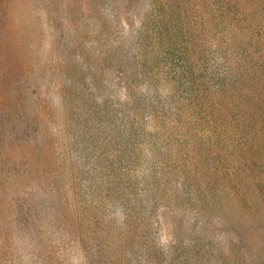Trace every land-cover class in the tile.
<instances>
[{"label": "trees", "instance_id": "16d2710c", "mask_svg": "<svg viewBox=\"0 0 264 264\" xmlns=\"http://www.w3.org/2000/svg\"><path fill=\"white\" fill-rule=\"evenodd\" d=\"M183 2L148 0L146 11L138 13L136 22L140 24L141 37L131 51L145 62L140 70L128 69L127 73L130 77L144 75L146 81L158 88L143 85L145 92L134 96V84L128 74L126 78L121 75L122 85L125 84L122 89L128 92L126 102L121 103L126 104L120 109H111L98 95L100 71L106 65L99 64L112 60L109 50L98 44L102 33L97 34L94 42L85 38L79 27L74 31L69 26L67 34L57 29L52 32L55 58L50 57L46 78L54 85L52 96L67 111L68 127L77 126L85 135V127L99 120L101 132L108 127L115 130L102 143V138L98 140L100 132L92 130L90 134L98 140L97 144L79 145L80 139L72 136L71 140L70 132L63 129L66 158H61V169L68 186L66 193H62L64 200L59 195L62 201L58 199L45 214L54 219L49 225L54 230L60 229L55 231L60 240L68 238L88 259L105 255L106 262L101 264H120L123 260L129 264L136 250L141 253L140 262L151 261L150 238L159 224V218L153 219L154 209L166 204L187 210L185 206L192 205L195 188L205 191L211 183L207 200L221 193L214 203L220 207L240 203L245 196L244 188H248L247 194L254 197L255 210L248 213L247 221L238 217L241 233L236 229L234 234L241 239L251 226L264 237V200L260 198L264 196V18L261 17L263 32L259 42L254 16L233 27L232 1L222 0L224 14L214 13L213 19L202 17L196 21L189 19ZM222 15L225 20L214 19ZM96 20L100 21V17ZM210 20L216 24L226 22L220 35L224 42L235 29L246 36L244 40L254 35L260 46L256 62L242 49L238 54L240 67L260 62V71L251 70L239 78L236 77L239 68L233 69L225 73L224 80L228 81L216 84L213 93L205 82L210 73L207 63L201 60L202 54L195 58L200 42L195 30L202 31L197 27ZM231 38L236 39V35ZM145 47L147 50L143 51ZM115 53L123 54L118 49ZM127 54L131 58L130 52ZM7 67L0 54V87L8 78ZM203 91H207L206 95ZM135 98L144 101L135 104ZM17 130L0 127V143L3 139L11 143ZM254 164L260 169L259 177L253 175ZM62 173L56 174L57 181L63 182ZM50 185L54 192L55 186ZM23 203L26 205L25 200ZM64 206L67 207L63 210ZM58 213L69 222V227L60 226ZM28 218L20 221L27 232L33 219L30 215ZM178 242L175 236L174 247L165 253L172 258L171 264H199L196 258L188 260L180 256ZM55 248L52 251L41 248L40 252H57ZM160 256L165 258L164 253Z\"/></svg>", "mask_w": 264, "mask_h": 264}, {"label": "rangeland", "instance_id": "374dc122", "mask_svg": "<svg viewBox=\"0 0 264 264\" xmlns=\"http://www.w3.org/2000/svg\"><path fill=\"white\" fill-rule=\"evenodd\" d=\"M230 1L235 11L231 15L233 27H239V22L246 17L254 16L258 24L255 31L260 33L255 36L260 42L264 0ZM221 2L222 0H184L183 3L186 5L185 9H188L189 19L196 21L202 17L213 19L214 13L224 14ZM251 6L254 8L249 12ZM147 7L148 0H0V54L8 63V78L0 87V127L18 129L11 143H7L5 139L0 143V264L106 262L104 254L101 258L97 255L88 259L82 249L72 245L68 238L60 240L55 232L60 229L54 230L49 225L53 223V217L48 218V214H45L48 207L60 200L59 195L64 200L62 193H66L68 186L66 175L61 169V158H66L63 129L67 128L70 132L71 140L72 136L79 138V145L97 144L101 138L102 143L104 137L114 134L115 130V127H108L101 132L99 120L92 122L91 127H85V135L81 134V129L77 126L71 127V124V128L68 127L67 111L52 96L54 85L46 78L50 57L55 58L52 32L57 29L67 34L69 26L74 31L79 27L85 38L90 37V41L94 42L97 34L102 33V37H98V44L104 50H109L112 60L99 64L106 65L100 71L98 95L111 109H120L126 104L121 103L126 102L125 92L128 91L122 89L125 84L122 85L123 81L119 77L124 75L126 78L128 69L140 70L142 62H145L144 59H137L139 56H135L131 49L140 42L141 37L138 36L140 24L136 22V18ZM98 17L100 21L96 20ZM225 18L222 15L214 19L223 21ZM229 21L230 18L226 22ZM226 22L216 24L210 20L197 27L202 31L195 30L196 38L200 40L195 58L202 54L201 60L209 67L210 73L205 76V82L209 85L208 91L212 93L216 84L228 81L224 80L225 75L227 76L225 73H231L233 69L239 68L236 76L239 78L248 71H260V62L253 63L248 68L238 65L241 49L257 61L260 46L253 39L254 35L244 40L246 36L233 29V33L224 42L220 35H223ZM234 34L236 39L231 38ZM252 40L255 44H252ZM116 49L123 54L115 53ZM146 50L147 47L143 48V51ZM201 50L204 52L200 53ZM128 52L131 58L126 56ZM137 77L140 81H137ZM137 77L129 76L134 84V96L145 92L143 85L149 89L158 88L146 81L144 75ZM87 78L90 83L92 80L89 75ZM163 88L161 85L160 90ZM206 93L207 91L202 92L204 95ZM135 100V104L142 103L144 98ZM70 121L73 123L74 120ZM152 128L154 127H148L149 130ZM92 130L97 134L100 132L98 140L91 136ZM259 171L254 164L253 175L259 177ZM58 172H63V182L57 181ZM49 184L55 186L54 192ZM212 186L211 183L205 191L195 188L192 205L185 206L187 210L166 204L154 209L153 219L159 218V224L152 230L150 238L151 245L153 242L151 261L154 264L172 263V258L165 253L174 247L175 236L179 240L180 256L188 260L196 258L199 264H264V237H260L251 226L246 228L247 232L241 239L234 234L236 229L241 233L238 217L247 221L248 213L255 210L254 197L247 194L249 190L245 187V196L240 203L237 201L233 205L230 202L229 206L220 207L214 203L216 199H220L218 197L221 193H215L209 202L207 200V191ZM260 198L264 200V196ZM29 215L33 218L30 222L32 228L29 224L27 232L20 221L27 220ZM57 219L61 227L70 226L69 222L61 219V213H58ZM53 247L58 251L49 254L40 252L41 248L52 251ZM161 253H164L165 258L160 256ZM138 256L141 253L134 251V260L129 264H152L151 261L140 262ZM120 264L128 262L123 260Z\"/></svg>", "mask_w": 264, "mask_h": 264}]
</instances>
